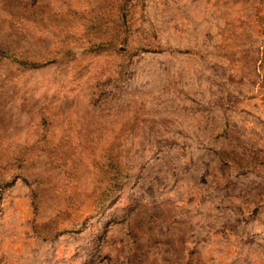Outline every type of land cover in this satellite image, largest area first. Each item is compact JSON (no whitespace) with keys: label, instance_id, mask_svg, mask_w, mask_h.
I'll use <instances>...</instances> for the list:
<instances>
[{"label":"rangeland","instance_id":"1","mask_svg":"<svg viewBox=\"0 0 264 264\" xmlns=\"http://www.w3.org/2000/svg\"><path fill=\"white\" fill-rule=\"evenodd\" d=\"M0 264H264V0H0Z\"/></svg>","mask_w":264,"mask_h":264}]
</instances>
